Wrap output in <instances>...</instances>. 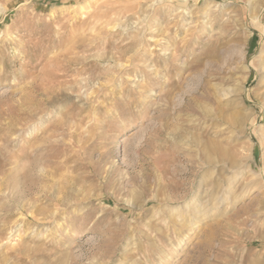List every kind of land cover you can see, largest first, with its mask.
Returning a JSON list of instances; mask_svg holds the SVG:
<instances>
[{"label":"rangeland","instance_id":"1","mask_svg":"<svg viewBox=\"0 0 264 264\" xmlns=\"http://www.w3.org/2000/svg\"><path fill=\"white\" fill-rule=\"evenodd\" d=\"M261 177L264 0H0V264H264Z\"/></svg>","mask_w":264,"mask_h":264},{"label":"bare ground","instance_id":"2","mask_svg":"<svg viewBox=\"0 0 264 264\" xmlns=\"http://www.w3.org/2000/svg\"><path fill=\"white\" fill-rule=\"evenodd\" d=\"M222 97H226L228 94L227 93H225V92H223L222 94ZM226 99V98H225ZM229 179V178H228ZM247 184V183H246ZM259 187H264V179H263V177H261V179L260 180H258L257 181V183H256V187L255 188H259ZM248 189V188H247ZM220 195V196H219ZM218 195V197L215 199V201L212 203V206H211V209L212 210H215V209H217L218 208V204L220 203V201H221V199H222V197L225 195V192H223L222 194H219ZM189 225H191L192 227L194 226V221H191L190 223H189Z\"/></svg>","mask_w":264,"mask_h":264}]
</instances>
